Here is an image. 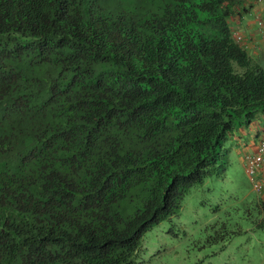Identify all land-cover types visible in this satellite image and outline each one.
<instances>
[{"label": "trees", "instance_id": "trees-1", "mask_svg": "<svg viewBox=\"0 0 264 264\" xmlns=\"http://www.w3.org/2000/svg\"><path fill=\"white\" fill-rule=\"evenodd\" d=\"M237 3L0 0V264H144L145 234L224 176L264 121Z\"/></svg>", "mask_w": 264, "mask_h": 264}, {"label": "rangeland", "instance_id": "rangeland-1", "mask_svg": "<svg viewBox=\"0 0 264 264\" xmlns=\"http://www.w3.org/2000/svg\"><path fill=\"white\" fill-rule=\"evenodd\" d=\"M259 196L232 150L224 176L193 189L177 215L145 234L140 258L144 264H264Z\"/></svg>", "mask_w": 264, "mask_h": 264}, {"label": "crops", "instance_id": "crops-1", "mask_svg": "<svg viewBox=\"0 0 264 264\" xmlns=\"http://www.w3.org/2000/svg\"><path fill=\"white\" fill-rule=\"evenodd\" d=\"M235 10L230 24L245 37L242 47L264 65V0H240L233 5ZM264 140V121L257 120L249 128L239 129L229 137V145L240 157L257 153L258 145ZM260 179H264V165ZM264 201V193H261Z\"/></svg>", "mask_w": 264, "mask_h": 264}, {"label": "built area", "instance_id": "built-area-1", "mask_svg": "<svg viewBox=\"0 0 264 264\" xmlns=\"http://www.w3.org/2000/svg\"><path fill=\"white\" fill-rule=\"evenodd\" d=\"M231 27L234 32L235 41L242 46L245 42V37L240 31L236 30L234 26ZM244 163L246 173L251 179L253 189L259 194L264 193V179L259 178L261 168L264 165V140L259 143L257 153L245 156Z\"/></svg>", "mask_w": 264, "mask_h": 264}]
</instances>
